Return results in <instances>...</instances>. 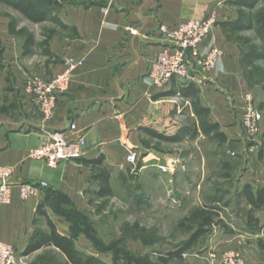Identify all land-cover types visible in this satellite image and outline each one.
Returning a JSON list of instances; mask_svg holds the SVG:
<instances>
[{
    "label": "crops",
    "instance_id": "0c3cea01",
    "mask_svg": "<svg viewBox=\"0 0 264 264\" xmlns=\"http://www.w3.org/2000/svg\"><path fill=\"white\" fill-rule=\"evenodd\" d=\"M50 1L53 9L48 17L33 22L15 8L16 0H0V167L11 171L13 183L9 202L0 203V240L13 247L18 264H30L29 259L45 250L57 252L52 247L23 256L36 234L48 231L45 218L37 215L38 206H45L56 231L65 235L63 230L70 225L61 223L53 206H71L82 212L101 205L98 200L105 199L97 196L99 186L92 179L94 171L83 160L102 157L113 192L117 179L123 184L128 181L127 150L137 153L143 141L155 139L145 129L167 137L182 131L181 141L198 136L213 139L200 133L191 107L193 100L208 111V123L219 126L226 142H243L239 121L244 95L249 92L241 64L243 49L238 43L227 42L219 27L215 25L200 44L203 55L211 48L219 49L216 65L208 74L198 72L199 80L190 83L192 92L184 97L190 101L193 127L198 131L194 138L185 132L193 127H178L170 132L164 124L169 115V101L165 98L176 97L189 84L183 87L173 80L161 91L147 78L150 62L167 47L160 27L173 29L187 20L203 19L211 10L217 12L218 22L234 20L237 9L228 2L235 0ZM33 2L38 11L48 7V0ZM26 34L32 36V44L26 43ZM64 73L67 79L57 92L54 111L44 117L27 83L33 79L50 83ZM170 92L175 95H163ZM71 124L76 126V132L70 131ZM47 132L64 133L68 139L82 136L88 147L86 157L61 163L55 169L30 159L28 153L40 145ZM154 158L147 155L144 160L150 161V166L142 164L141 169L154 167ZM171 162L175 161L167 160L162 166ZM20 183L46 186L39 188L35 196L22 199L17 187ZM235 236L223 228L215 229L209 237L211 243L204 248L207 252L196 259L189 256L184 264H222L220 253L241 255L247 244L250 249L264 252L258 247L260 237L249 231ZM211 249L217 252L216 260ZM244 257L245 264H254L249 263L247 255Z\"/></svg>",
    "mask_w": 264,
    "mask_h": 264
},
{
    "label": "rangeland",
    "instance_id": "374dc122",
    "mask_svg": "<svg viewBox=\"0 0 264 264\" xmlns=\"http://www.w3.org/2000/svg\"><path fill=\"white\" fill-rule=\"evenodd\" d=\"M245 35L254 36L253 32ZM260 64L264 66V62ZM248 77V93L255 98L258 108L264 92L253 85L252 77ZM165 100L169 101V115L164 124L170 132L178 127H193L195 119L188 99L177 95ZM262 114L264 117V112ZM147 140L151 146L148 149L141 146L136 153L137 169L133 174L129 172L126 183L117 179L112 195L98 200L101 205L91 206L92 210L78 214L71 206H56L65 216L60 219L61 223L69 221L72 226L63 231L71 238L80 256H94L107 264H161L156 254L172 251L188 240L190 233L179 229L178 224L192 209L201 206L219 207V217L215 218L217 223L210 234L199 241L191 254L185 253V261L189 256L196 259L206 253L204 248L212 241L209 237L218 228L234 236L249 231L252 236L264 239V209L251 213L242 195V188L247 184L264 187V159L259 161L257 157L258 151L264 148L262 135L255 141L224 144L203 136L178 143ZM149 154L155 157L154 167L142 170V164L150 166V161L144 160ZM167 160L175 161L176 167L174 172L162 174L157 167ZM218 196H222V200L212 203ZM249 216L253 221L247 224ZM248 245L246 253L243 250L241 255L235 253L243 261L245 254L249 263L264 264V252L250 249ZM227 252L231 251L220 253V260ZM52 253L59 256L49 249L27 262L44 264L39 258L50 257ZM210 253L216 260L217 252L212 250Z\"/></svg>",
    "mask_w": 264,
    "mask_h": 264
},
{
    "label": "trees",
    "instance_id": "16d2710c",
    "mask_svg": "<svg viewBox=\"0 0 264 264\" xmlns=\"http://www.w3.org/2000/svg\"><path fill=\"white\" fill-rule=\"evenodd\" d=\"M33 1L36 2L37 0H16L14 3L15 8L19 9L21 13L33 22L42 21L48 17L50 8L53 9L52 1L48 0V7L45 11H38L35 9ZM21 4L25 6L20 7ZM228 4L237 9V17L234 20L218 22L216 26L221 29L227 42L238 43L242 47L241 64L244 74L246 75L245 79L250 83L248 76L252 77L253 85L260 87L264 92V66L260 64L264 62V0H235L228 2ZM12 24L13 22L10 23L11 27ZM245 32H253L254 36L249 37L244 35ZM19 33L24 34L23 31ZM25 37L26 43L32 44V36L26 34ZM48 55L52 56L51 53ZM192 86V84H189L185 89L181 90L179 95L187 97L192 92ZM163 95L172 96L175 95V92ZM191 107L194 116L197 118L200 133L205 137L211 135L212 138L217 140L220 144H224L227 139L225 135L219 131V126L210 124L207 121L208 111L200 106L198 100H193L191 102ZM258 109L262 112L264 111V98L259 103ZM144 132L159 141L163 140L170 143L180 142L184 137L182 131L168 137L149 129H145ZM185 132L190 139L198 134L195 127L189 128ZM262 136L264 138V130ZM142 146L148 149L150 143L143 141ZM257 157L259 161H263L264 148L258 151ZM82 163L90 166L94 171L92 179L97 181L99 186L97 196L105 199L111 196L112 192L108 184L109 171L103 166L102 157L100 156L91 161L83 160ZM242 195L246 199L251 213H256L264 209V187H253L247 184L242 188ZM221 200L222 196H218L212 199V203H219ZM44 209L45 206H38L37 215L45 218L48 231H39L27 245L23 252V256L31 255L41 249L53 247L58 252L59 256L53 253L50 257L43 255L39 260H43L44 264H107L101 262L94 256H80L71 238L66 235H60L56 231L54 224L50 221ZM53 210L61 219L65 217L63 216L64 214L54 206ZM74 211L75 214L80 213L79 211ZM219 212L220 208L217 206H201L192 209L188 216L178 224L179 229L186 233H190L188 240L175 247L172 251L156 254L157 260L161 264H184L185 253L192 251L201 239L210 234L213 226L217 223L215 218L219 217ZM251 221H253L252 217L249 216L247 224H250ZM254 223L256 224L257 221L254 220ZM69 229H72L71 224ZM258 247L261 251H264L263 238L258 239Z\"/></svg>",
    "mask_w": 264,
    "mask_h": 264
},
{
    "label": "built area",
    "instance_id": "2783aa9c",
    "mask_svg": "<svg viewBox=\"0 0 264 264\" xmlns=\"http://www.w3.org/2000/svg\"><path fill=\"white\" fill-rule=\"evenodd\" d=\"M218 22V14L211 10L206 18L190 19L176 28L160 27L159 31L167 41V47L152 62H150L147 78L154 88L164 91L173 80L181 86L199 80L198 72L203 75L210 73L220 56L217 48H211L203 55L200 44L207 38ZM67 73L57 75L50 83L33 79L27 83V90L34 95L42 115L49 117L57 102V92L63 89ZM243 140L255 141L262 135L263 114L257 108L255 98L250 94L244 95V104L239 121ZM70 131L76 132V126L70 125ZM88 147L82 136L68 139L64 133L47 132L43 134L40 145L28 153V157L45 163L50 169L57 168L61 163L72 162L86 157ZM137 155L133 149H128L125 165L130 174L137 169ZM162 174L174 172L175 162L160 166ZM11 171L0 167V203L6 204L10 199L13 187ZM30 183L17 184L22 199H28L44 188ZM17 255L12 246L0 240V264H17ZM222 264H245L238 253L227 252L221 257Z\"/></svg>",
    "mask_w": 264,
    "mask_h": 264
}]
</instances>
